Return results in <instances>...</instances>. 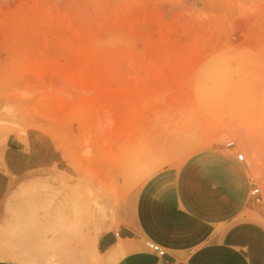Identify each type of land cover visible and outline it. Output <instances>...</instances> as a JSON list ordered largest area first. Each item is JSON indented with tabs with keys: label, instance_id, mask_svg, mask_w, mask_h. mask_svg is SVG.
I'll use <instances>...</instances> for the list:
<instances>
[{
	"label": "rangeland",
	"instance_id": "obj_1",
	"mask_svg": "<svg viewBox=\"0 0 264 264\" xmlns=\"http://www.w3.org/2000/svg\"><path fill=\"white\" fill-rule=\"evenodd\" d=\"M241 138L264 142V0H0V261L93 264L88 237L206 153L235 162L237 220L264 229ZM65 194L80 226L66 241Z\"/></svg>",
	"mask_w": 264,
	"mask_h": 264
},
{
	"label": "crops",
	"instance_id": "obj_2",
	"mask_svg": "<svg viewBox=\"0 0 264 264\" xmlns=\"http://www.w3.org/2000/svg\"><path fill=\"white\" fill-rule=\"evenodd\" d=\"M234 163L198 154L182 169L152 177L138 189L128 213L123 206L121 225L99 236L98 253L115 251L121 240L126 243L113 264H264V229L237 220L243 203L232 187ZM8 183L0 170V201ZM146 241L165 255L151 252Z\"/></svg>",
	"mask_w": 264,
	"mask_h": 264
},
{
	"label": "bare ground",
	"instance_id": "obj_3",
	"mask_svg": "<svg viewBox=\"0 0 264 264\" xmlns=\"http://www.w3.org/2000/svg\"><path fill=\"white\" fill-rule=\"evenodd\" d=\"M91 107H94L96 104L92 101L90 103ZM93 118L95 123L99 122V115L94 112L93 113ZM105 115V114H102ZM240 144L244 147L245 152H249L252 157H253V168L255 171V175L258 177V179L261 181V186L264 189V172L262 171L264 168V151H263V147H264V142H260L258 140H251L248 138H241L240 140ZM160 166H154L153 168H150L149 170L144 169V175L145 174H151V173H155L159 170ZM67 177L66 174H62L60 176V179H65ZM26 189H28L27 191L30 193L32 192V188H28L26 187ZM34 193H33V197H34ZM71 198L69 196V194H65L64 197H62L61 199L58 200V224L59 227L61 228V230L63 231V238L66 241L67 238H69V236H72L73 234L78 233V231L80 230V226H79V216L78 213L75 209V206L72 203H70ZM102 215L104 216V212L102 213ZM99 236L98 235H94L92 238L88 237L87 239V246L85 249L89 250L90 246H92V251H91V257L90 260L93 262V264H113L116 261L115 258V254L120 252L122 250V247L124 246V244L126 242L124 241H119L118 244L116 245V250L113 252H108L107 254H100L98 253L97 249H96V244H97V240H98ZM87 250H85V252H88ZM1 258H11L12 254L11 253H5L4 251L0 253ZM22 259H20L19 261H21ZM23 262H20L21 264H53L50 260H44L43 262H28L27 260L23 259Z\"/></svg>",
	"mask_w": 264,
	"mask_h": 264
},
{
	"label": "built area",
	"instance_id": "obj_4",
	"mask_svg": "<svg viewBox=\"0 0 264 264\" xmlns=\"http://www.w3.org/2000/svg\"><path fill=\"white\" fill-rule=\"evenodd\" d=\"M230 146H233V143H230L228 145V147H230ZM237 160L240 161V162H243L244 161V156L242 154H238L237 155ZM251 195H252V197L255 198L256 202L260 201V199L258 197V195H259V190L258 189H254L252 191ZM145 243H146V247H148V249L151 252H153L154 254H156L158 257H163L165 255V250L161 246H159V245H157V244H155V243H153L151 241H146Z\"/></svg>",
	"mask_w": 264,
	"mask_h": 264
}]
</instances>
